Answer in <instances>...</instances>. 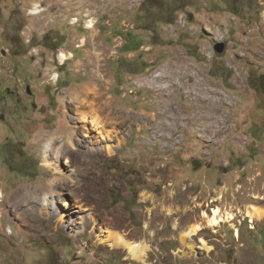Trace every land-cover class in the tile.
Returning <instances> with one entry per match:
<instances>
[{
  "label": "rangeland",
  "instance_id": "obj_1",
  "mask_svg": "<svg viewBox=\"0 0 264 264\" xmlns=\"http://www.w3.org/2000/svg\"><path fill=\"white\" fill-rule=\"evenodd\" d=\"M0 192V264H264V0H0Z\"/></svg>",
  "mask_w": 264,
  "mask_h": 264
},
{
  "label": "bare ground",
  "instance_id": "obj_2",
  "mask_svg": "<svg viewBox=\"0 0 264 264\" xmlns=\"http://www.w3.org/2000/svg\"><path fill=\"white\" fill-rule=\"evenodd\" d=\"M37 7L38 6H35V11H33V12H31V13H38V12H40V10L39 9H37ZM91 26V25H90ZM67 55V54H66ZM70 57V56H69ZM61 58L62 59H67L66 58V56H65V53H62L61 54ZM56 78V77H55ZM179 84V83H178ZM197 87H199V86H201V85H203V83L202 82H197ZM179 86H182V87H186L185 86V84L183 83V81L182 80H180V85ZM191 88H192V86H190ZM164 91H165V89L164 88H162L161 89V92L164 94ZM206 93H210L211 91H205ZM164 102H166L167 104H168V109H169V111H170V109L171 110H173L172 109V106L171 105H173L172 103H171V99L170 98H168V99H165V101ZM80 103V102H79ZM81 104V103H80ZM90 106H91V104H90ZM166 108V107H165ZM173 108H174V106H173ZM178 109V108H177ZM93 109L92 108H90V111H87V110H85V111H82V113H81V118H82V121H84L85 122V124L87 123V122H89V121H91V123H93V126H96V128H98L99 129V132L103 135V136H105V137H107V135L108 134H105V131H104V124L102 123V121L100 120V118H99V116L98 115H94V114H91L90 112L92 111ZM179 110V109H178ZM183 113V112H182ZM207 113V116L210 118V119H215V121H213L212 123H214V122H216V123H219V126L223 129V127H224V125H228V122H229V117L227 116V115H223L222 113H220L219 114V111H217V110H215V109H212L211 111H207L206 112ZM196 115H198V113H195ZM176 115V114H175ZM173 116L174 117V119L177 121V120H180L183 116H181V113H178L176 116ZM201 116V115H200ZM154 117H156V115L154 114ZM202 117V116H201ZM169 118V117H168ZM176 125V124H175ZM84 126V125H83ZM166 126V125H165ZM80 128V127H79ZM85 129H86V131H85V133H84V135L86 136V137H89L90 135H89V126H87V124L85 125ZM80 130V129H79ZM174 129H172L171 131H170V133H171V136H174L176 133H174V131H173ZM224 130V129H223ZM212 133L213 134H215L216 133V131L215 130H213L212 131ZM220 133V130H217V134H219ZM93 139V138H92ZM61 141V143H60V145H58L56 148H55V150H54V148L53 147H50V145L52 144V146L54 145H57V144H59L58 143V141ZM90 141V143H91V145H90V147H89V150L90 151H92V152H99V150H101V148H100V142L98 141V140H89ZM68 145L70 146V148H69V150H68ZM102 148H104V147H102ZM105 148L108 150V152H110V153H115V148H114V146H112V145H109V144H107L106 146H105ZM67 150V152L70 154V155H72L73 157H76L77 156V154H76V152L75 151H77V147H76V145H75V143H74V141L73 140H67V139H65V140H61V139H59L58 137H54V140H52L51 142H48V144H47V148H46V151H52V150H54V155L56 154V155H59V154H61L62 153V150ZM64 155V154H63ZM63 155L61 156V157H63ZM45 157H46V155H45ZM58 161V160H57ZM66 161L67 162H71L72 161V159H70V158H68V159H66ZM44 164L46 165V167L48 166H50V165H52V163L50 162V161H48V160H44ZM43 164V165H44ZM55 172H57V173H60L59 171L60 170H58V168H55ZM65 202V201H64ZM65 203H67V200H66V202ZM41 204H43V205H52V207H53V210L55 209V207L56 208H59L55 203H54V200L53 199H50V197L48 196V195H45V196H43V201L41 202ZM69 205H70V203H69ZM60 209V208H59ZM263 214H264V210L262 209V208H260V207H258L257 205H251V208H250V211L248 212V215H250V216H252L251 217V219L253 220L254 218H258V219H260V218H262V216H263ZM234 216V213H232V212H230V211H223L222 209H221V207L220 206H215L214 208H213V211L210 213H208V211L207 210H204L203 211V217H202V219L201 220H196V221H194V223H192L185 231H184V234H183V239L185 240V242H187V240L189 239V241L190 240H192V238H193V236L194 235H197L198 233H199V231L201 230V229H203L204 227H207V226H212V225H218L221 221H228V220H230L232 217ZM81 217V216H80ZM57 220H58V222L59 223H63V226L64 227H68L69 228V226L70 225H68L67 224V220H66V217H65V215H60L58 218H57ZM77 221V222H82V221H80V220H77L76 218H74V217H72V219H71V222H73V221ZM71 235H76V233L75 232H73ZM237 235H239V232L237 231ZM113 237H114V243L116 244V245H118L119 247H124V248H127V249H129V251L130 252H133V254L135 255V256H137V257H139V258H143V255L144 256H147V252H148V249H149V245L145 242V241H137V240H131V239H129L128 237H126L124 234H122V233H119V232H114V234H113ZM108 241H109V244H113V242H111L110 241V239H107ZM102 241H105L106 242V240H102ZM201 241H202V243H203V246H205V247H207V248H210V246H209V244H208V242H207V240L204 238V237H202L201 238ZM101 243V242H100ZM188 243V242H187ZM190 244V243H189Z\"/></svg>",
  "mask_w": 264,
  "mask_h": 264
},
{
  "label": "trees",
  "instance_id": "obj_3",
  "mask_svg": "<svg viewBox=\"0 0 264 264\" xmlns=\"http://www.w3.org/2000/svg\"><path fill=\"white\" fill-rule=\"evenodd\" d=\"M166 8H169V7H166ZM125 35H126V45H125L126 47H125V49H127V50L138 49L142 45V43H143L142 37H140L138 35H132L131 32H126Z\"/></svg>",
  "mask_w": 264,
  "mask_h": 264
},
{
  "label": "water",
  "instance_id": "obj_4",
  "mask_svg": "<svg viewBox=\"0 0 264 264\" xmlns=\"http://www.w3.org/2000/svg\"><path fill=\"white\" fill-rule=\"evenodd\" d=\"M216 49H217L219 52H222L223 49H224V44H222V43L219 44V43H218V44L216 45Z\"/></svg>",
  "mask_w": 264,
  "mask_h": 264
},
{
  "label": "built area",
  "instance_id": "obj_5",
  "mask_svg": "<svg viewBox=\"0 0 264 264\" xmlns=\"http://www.w3.org/2000/svg\"><path fill=\"white\" fill-rule=\"evenodd\" d=\"M39 13H40V12H39ZM2 200H3V197H2V193L0 192V201H2ZM0 216H1V215H0ZM8 228H9V229H7V232L11 234V233L13 232L11 226H8Z\"/></svg>",
  "mask_w": 264,
  "mask_h": 264
}]
</instances>
